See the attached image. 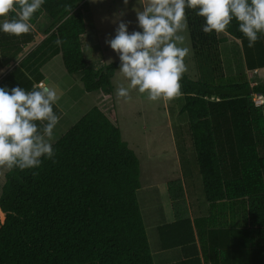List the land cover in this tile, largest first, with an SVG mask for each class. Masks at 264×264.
Returning <instances> with one entry per match:
<instances>
[{
    "label": "trees",
    "instance_id": "trees-1",
    "mask_svg": "<svg viewBox=\"0 0 264 264\" xmlns=\"http://www.w3.org/2000/svg\"><path fill=\"white\" fill-rule=\"evenodd\" d=\"M185 12L195 78L180 81L174 100L183 121L172 129L179 160L187 138L191 143L208 210L197 216L186 205L172 206L174 221L155 228L157 249H179L181 257L160 264H264V104L253 101L264 98V79L255 76L251 85L246 76L264 69V35L250 48L232 21L223 33L239 45L231 48L235 73L227 76L219 33L205 34L204 18ZM87 16V0H45L30 21L48 20L44 38L22 58L37 33L0 31V69L8 68L0 87L32 90L44 82L43 67L60 56L83 92L112 96L120 61H88ZM53 111L62 116L56 104ZM52 145L55 163L42 158L39 168L0 169V264H157L137 202V150L122 139L115 110L93 106ZM184 182L166 183L183 202Z\"/></svg>",
    "mask_w": 264,
    "mask_h": 264
},
{
    "label": "clouds",
    "instance_id": "clouds-1",
    "mask_svg": "<svg viewBox=\"0 0 264 264\" xmlns=\"http://www.w3.org/2000/svg\"><path fill=\"white\" fill-rule=\"evenodd\" d=\"M44 3L0 0V17L15 13L14 18L0 23V31L17 37L29 33L33 27L30 21ZM123 4L127 6L128 0ZM186 8L204 18L205 34L223 33L235 19L248 47H254L264 35V0H144L142 10L134 9L142 31L129 33L131 21L120 19L122 11L116 15L119 23L114 38L105 40L118 54L119 71L129 82L127 87H118V97L130 100V89L147 93L150 101H172L182 95L180 81L188 70L185 57L190 54L188 47L181 46L185 37L180 33L187 29ZM59 99L58 87L44 82L30 91L19 86L0 87V169L39 168L42 158L56 162L52 139L60 117L53 105Z\"/></svg>",
    "mask_w": 264,
    "mask_h": 264
},
{
    "label": "rangeland",
    "instance_id": "rangeland-1",
    "mask_svg": "<svg viewBox=\"0 0 264 264\" xmlns=\"http://www.w3.org/2000/svg\"><path fill=\"white\" fill-rule=\"evenodd\" d=\"M143 3L144 0H128V4L125 6L123 0H90L87 2L91 15L90 17L87 16L85 21L86 44L83 49L87 52L89 62L96 64L97 59L100 57L99 62L101 64L120 61L118 54L105 43V40L114 38L115 29L119 23V20H116V15L122 11L124 15L120 19L125 22L131 21L128 26L129 33L134 30L142 31L138 26L134 9L142 10ZM4 19L7 18L0 17V23ZM47 21L45 17H42L40 22L32 27L33 32L37 35L32 43L24 47L18 58H22L44 38L42 29ZM180 34L185 37V42L181 46L190 49V54L185 57L188 70L183 75L194 79L195 69L187 29ZM219 35L224 61L223 68L225 74L230 76L235 73L231 48L233 46L238 47L239 43L225 33H219ZM225 37L226 40H224ZM101 42L102 45H100L99 51L103 54L97 56L91 54L98 50L96 44H101ZM0 70H2L0 71L1 79L8 68ZM42 73L44 83L58 87L60 93V99L57 101L56 106L61 110L62 116L54 129L52 144L93 106H98L107 113L112 109L115 110L116 123L122 139L128 142L129 148L133 151L137 150L141 184L137 192V202L147 232L151 253L154 256L158 250L155 225L159 224L164 216L171 217L170 213L174 215V206L183 208L186 205V211H189L187 207L189 206L193 214L198 213L197 216L207 214L208 205L202 192L201 178L195 163V154L188 138L187 142L181 147L184 152L180 160L177 159L178 154L176 152L178 153V150L175 149L176 138L172 128L182 123L183 120L177 115L175 100L150 101L147 98V93L141 94L138 90L130 89L131 99L125 101L124 98L117 96V90L120 85L127 87L129 82L119 70L113 78L114 90L112 96H105L100 93H85L79 80L77 78L75 80L66 73L60 56H56L48 62L43 67ZM246 76L253 85L255 76L258 79H264V69L246 72ZM180 169H182V172H180ZM3 174L4 172L0 170V185ZM181 178L184 179V185L188 190L189 197L188 201L185 199V202L181 199L172 198L173 194H169L167 191L166 183H169V181L177 182ZM182 182L180 180V183ZM184 185L182 190H185ZM3 220L4 214L0 212V224ZM154 259L157 263L159 262L157 258Z\"/></svg>",
    "mask_w": 264,
    "mask_h": 264
},
{
    "label": "crops",
    "instance_id": "crops-1",
    "mask_svg": "<svg viewBox=\"0 0 264 264\" xmlns=\"http://www.w3.org/2000/svg\"><path fill=\"white\" fill-rule=\"evenodd\" d=\"M88 1H90V0H87V2ZM91 10H90V8H89V17H90V15H91ZM86 44V38H85V42H84V45ZM100 45H102V42H101V44H96V46L98 47V50H95L96 52H92L91 54H93V55H95V56H97V55H101V53L102 52H100L99 51V48H100ZM86 51V50H85ZM86 54H87V52H85ZM88 54H89V51H88ZM103 54V53H102ZM87 58H88V55H87ZM101 58V57H100ZM100 58H98L97 59V63L95 64V66L96 67H99L100 65H101V62H99V60H100ZM175 149H176V147H175ZM176 154H178L177 152H176ZM177 159H178V161H179V157H178V155H177ZM180 172H182L181 171V169H180ZM188 207V209H189V206H187ZM190 212V211H189ZM170 216L171 217H163V219H162V221L159 223V224H156L155 225V228L157 227V226H159V225H163V224H168V223H171V222H173L174 221V215H171V213H170ZM156 230V229H155ZM171 252V253H170ZM170 252L169 251H166L165 253H162L161 251L159 252H157L156 253V258L159 260V262L157 263V264H160V263H167V262H169V261H175V260H178L180 257H181V252H180V250L179 249H172V250H170ZM167 261V262H166Z\"/></svg>",
    "mask_w": 264,
    "mask_h": 264
},
{
    "label": "built area",
    "instance_id": "built-area-1",
    "mask_svg": "<svg viewBox=\"0 0 264 264\" xmlns=\"http://www.w3.org/2000/svg\"><path fill=\"white\" fill-rule=\"evenodd\" d=\"M253 101L256 106L264 104V98L262 96L254 95Z\"/></svg>",
    "mask_w": 264,
    "mask_h": 264
},
{
    "label": "bare ground",
    "instance_id": "bare-ground-1",
    "mask_svg": "<svg viewBox=\"0 0 264 264\" xmlns=\"http://www.w3.org/2000/svg\"><path fill=\"white\" fill-rule=\"evenodd\" d=\"M1 212V211H0ZM2 215V214H1Z\"/></svg>",
    "mask_w": 264,
    "mask_h": 264
}]
</instances>
